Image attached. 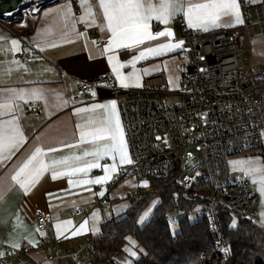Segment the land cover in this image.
<instances>
[{"label": "crops", "instance_id": "1", "mask_svg": "<svg viewBox=\"0 0 264 264\" xmlns=\"http://www.w3.org/2000/svg\"><path fill=\"white\" fill-rule=\"evenodd\" d=\"M263 1L252 0L254 6L249 10L248 16L249 20L256 19L254 26L258 28V31L253 36L251 35L250 41L246 40L248 46L246 49L251 50V58L255 56L260 61L258 62L261 63L260 66L264 64V33L258 24L255 5ZM188 2L199 3L202 0H188ZM91 3L98 5V0H91ZM69 4L74 14L73 18L77 21L75 31L65 29L62 21V9ZM39 7L37 5L32 8L40 10ZM32 11L34 10L32 9ZM239 11L241 13L240 7ZM34 12H36L35 17L29 18L27 22L14 23L13 30L0 22V94L10 89L39 88L46 90L47 99V103L43 99L19 101V108L12 114L17 118L25 141L18 146L10 158H7L6 152V158L0 162V252L4 253L7 249H17L26 245H36L41 240L43 235L37 230L36 220V214L40 210L48 212L51 216L49 227L53 230L56 249L60 250L63 255L67 252L80 251V256H77L73 261L63 257L59 261L51 262L47 260L45 251L38 250L24 256L21 262L23 264H90L86 262L89 251H83L82 248L90 243L92 237L100 234L103 221L123 213L128 208L130 204L128 197L138 187L137 180L130 178L110 190L106 188V184L113 181L115 173L125 169L129 163L119 164V157L117 156L118 170L112 174L110 180L103 184L77 185L73 183L70 186L69 180L75 182L81 178L80 174L71 177L63 175L53 179L52 173L49 171L45 172L37 183L25 193L11 177L37 146H43L45 149L57 148L56 152L48 153L49 158L55 159L66 155H82L85 150H89L92 147L90 144L78 143L80 126L85 123L86 119L91 120L95 125L109 118L115 122L118 118L130 158L120 113L119 95L113 89L105 86L92 87L94 101L89 103L75 102L73 99L79 94V82H91L105 73L112 72L119 87L142 90L148 87V81L152 77L162 74L167 89L158 88L159 93L163 99H177L176 90L182 63L181 47L163 51L155 56L148 55L146 58L136 61L134 65L131 61L134 56L139 55L148 47L173 43V37L180 38L182 35L179 21L184 18L187 22V18L183 13H178L166 24L152 19L149 22L150 32L155 34L150 24L157 21L163 26L162 31L171 30L174 35L172 37L160 36L145 40L139 45L105 51L106 46L102 48L95 46L96 36H101L109 41L111 39V33L104 26L106 22L103 20L102 10L98 6L95 7V24H85L78 21L82 14L79 0L76 2L57 0V2L42 8L40 11ZM241 17L243 23H235L233 16H222L217 22V26L209 27L207 31L227 29L232 33L244 36L246 31L242 13ZM66 31H69V34L62 36V33ZM244 38L247 39L246 36ZM12 40L19 42L16 48L13 47ZM45 41L54 46L45 45ZM38 44L43 47V50L37 46ZM22 47L31 54L30 60L23 64L14 58L15 53ZM109 57L113 58L111 62ZM117 63L123 65L120 68L122 75L128 76L135 73L138 80L133 78L128 82L127 87H122L113 71V65ZM57 95L66 103L58 107L54 106L57 103ZM111 101H115V114L110 111ZM29 102L36 103L38 107L36 114L28 111L27 104ZM94 104L108 105L109 107L108 109H91ZM78 109H89V111L78 112ZM10 118L11 116H0V120L4 121ZM65 144L73 145V147H64ZM250 150L247 152H253ZM241 153L230 157L231 172L235 171L239 175L236 179L248 178L251 180V187L259 196L256 205L259 223L264 226V217L261 216V213H264V195L261 194L257 183H254L242 170L234 166L235 162L247 160L264 163V157L261 152L259 157L236 158ZM112 163L110 158L101 161L102 165ZM102 175H104L102 168H94L89 171L88 178L95 179ZM127 183L131 186V191H125L122 188ZM101 192L103 195H100ZM106 195H108L111 204L109 209L99 205V200ZM75 210H84L87 212V216H75ZM57 224L62 227L60 233L57 232ZM81 225H84L83 229H81ZM128 241H131L130 244L134 245V251L137 252L136 256H132L133 263V259L138 256L140 248L132 237H128L125 246L131 247ZM13 243L18 244L19 247L13 248L11 246Z\"/></svg>", "mask_w": 264, "mask_h": 264}, {"label": "built area", "instance_id": "2", "mask_svg": "<svg viewBox=\"0 0 264 264\" xmlns=\"http://www.w3.org/2000/svg\"><path fill=\"white\" fill-rule=\"evenodd\" d=\"M76 2V0H73ZM244 17L247 39L227 29L204 31L179 21L181 37L172 42L184 41L181 46L182 63L176 96L179 101L165 103L158 88L167 89L164 76L155 75L142 90L121 88L112 72L91 82H79L75 102H92V87L105 86L119 95V107L130 152L131 163L115 173L108 190L127 179L134 178L138 187L132 195H140L144 181L167 172H175L178 193L192 204V209H180L167 218L172 226L182 219H206L214 239L217 253L230 257L231 248L225 243L222 230L224 211L233 220L259 221L256 205L258 194L248 178L232 176L229 159L232 155L252 148H260L264 157V88L253 83L264 81L261 66L251 68V50L245 42L251 40L249 10L252 0H237ZM258 24L264 33V1L255 5ZM153 32L163 26L153 21ZM109 40L96 36L95 46L109 45ZM247 54V61L245 60ZM23 64L31 54L23 47L14 55ZM27 109L38 112L35 102ZM159 138V139H158ZM105 163H107L105 161ZM105 209L111 207L108 195L99 200ZM75 216H87L84 210H75ZM37 230L42 233L36 245L7 249L0 256V264H23L24 256L34 251H45L47 260L56 262L67 257L73 261L80 251L62 254L54 245L51 216L48 212L36 214ZM90 243L82 250L89 251ZM227 249V252L224 250Z\"/></svg>", "mask_w": 264, "mask_h": 264}, {"label": "snow or ice", "instance_id": "3", "mask_svg": "<svg viewBox=\"0 0 264 264\" xmlns=\"http://www.w3.org/2000/svg\"><path fill=\"white\" fill-rule=\"evenodd\" d=\"M82 14L78 18L79 22L85 24L96 22L95 7L98 6L102 10L103 20L106 22L105 27L111 33L109 45L105 51H111L113 48L130 47L132 45L142 44L145 40H151L160 36L172 37L174 34L171 30L157 32L153 34L149 31V22L156 19L161 23H167L173 16L178 13H183L187 18L189 27L202 28L207 31L209 27L217 26V22L222 16L230 15L235 18V23H243L239 5L237 0H202L199 3H191L188 0H98V5H93L91 0H79ZM39 11V9H33ZM62 21L65 29L75 31L74 14L71 5H67L62 9ZM10 14V13H9ZM47 15V13H46ZM69 31L62 33V36L68 35ZM51 34V33H47ZM14 48L18 46V41H11ZM45 45H50L48 41ZM184 44V41L178 43L161 44L158 47H148L141 51L139 55L134 56L132 64L136 61L146 58L148 55H159L163 51H169L179 48ZM38 47H43L38 44ZM109 57V61H112ZM122 64H114L113 71L116 73L117 79L122 87H127L128 82L133 78L138 80L135 73L128 76L122 75L120 68ZM46 90L33 89H10L0 94V116H11L10 119L0 120V162L6 158H10L18 146L25 141L23 132L21 131L17 118L12 115L19 108V101H29L35 99H43L47 103ZM66 103L59 95H57L56 107ZM110 111L115 114V101L110 102ZM108 105L94 104L91 109L104 108L108 109ZM78 112H86L89 109H78ZM159 139V138H158ZM78 143H88L92 147L85 150L82 155H66L59 159L49 158L48 153L56 152L57 148H47L37 146L30 156L18 167L14 175L11 177L25 193L32 188L39 178L45 173L51 171L53 179L59 176H73L80 174L81 178L75 182L69 180V185L73 183L77 185L88 184H103L112 178V174L117 169L116 159L119 157V164L131 163L126 144L124 141L123 130L120 126L119 119L115 122L111 118L101 121L93 125L91 120L85 121L80 126V135ZM64 147H73V145L65 144ZM90 157V159H87ZM105 158H110L112 164H101ZM235 167L242 170L245 175L252 179L254 183L259 185L261 194L264 195V163L256 160L238 161L234 164ZM102 168L104 175L97 176L95 179H89L88 173L91 169ZM147 186V181L143 182ZM103 195V192L100 193ZM150 211V210H149ZM146 211L140 217L141 221L149 215ZM264 217V213H261ZM84 225H81L83 229ZM57 232L62 231L60 224L56 225ZM131 242V241H130ZM13 248L19 247L13 243ZM131 256H136L137 252L126 248ZM227 252V249L224 250ZM4 253L0 252V256Z\"/></svg>", "mask_w": 264, "mask_h": 264}, {"label": "trees", "instance_id": "4", "mask_svg": "<svg viewBox=\"0 0 264 264\" xmlns=\"http://www.w3.org/2000/svg\"><path fill=\"white\" fill-rule=\"evenodd\" d=\"M0 22L13 30L14 20L0 16ZM261 67L264 69V64ZM252 86L263 88L264 81ZM178 190L175 172L151 178L150 190L129 196L130 204L123 213L101 223L100 234L90 239L86 262L121 264L117 255L128 237H132L140 248L132 264H264V226L258 221H235L224 211L222 230L225 243L232 251L230 257L216 252L206 219L192 221L186 217L173 232L167 220L169 215L180 209L188 212L192 209V204H188ZM153 199L157 200L155 209L150 219L142 224V210Z\"/></svg>", "mask_w": 264, "mask_h": 264}, {"label": "rangeland", "instance_id": "5", "mask_svg": "<svg viewBox=\"0 0 264 264\" xmlns=\"http://www.w3.org/2000/svg\"><path fill=\"white\" fill-rule=\"evenodd\" d=\"M32 9H35V8H32V7L30 9L22 8V9L18 10V14L15 15L11 20H14V23H17V24H22L24 22H27L29 18H34L35 17V13L36 12L32 11ZM255 23H256V19L252 18L250 20L251 26L249 28V33L252 36L258 31V28L254 26ZM244 36H246V38H247V34L245 32H244ZM247 47L248 46H247V41H246L244 50H246ZM244 57H245L246 62H248L246 54H245ZM258 62H260V61L255 56H252V58H251V68L260 66L261 63H258ZM164 101H165V103H171L172 101H179V99L177 98V99L171 100L170 98H165ZM250 151H253V152H247V151L243 152L241 154H238V156H236V158H240V159H247L248 158V159H250L249 157H259L260 156L259 155L261 153L260 148H255V149H252ZM229 162H230V159H229ZM232 176L235 177V178L239 177V175L235 171H233ZM122 188H124L125 191H131V189H132L131 186L129 185V183L123 185ZM145 189L150 190V185L147 184ZM156 204H157V200L153 199L142 210V213H141L140 217L143 216L146 211L150 210L149 211V215L147 217H145L143 221H141V219H140V222L142 224H144L145 222H147L150 219V217H151V215H152V213H153V211L155 209ZM172 230H173V232H176L177 231V227L176 226H172ZM128 243H129V245H131V247H129V246H125V247L134 251L135 250L134 245L130 244L129 241H128ZM125 247L117 255L118 261L121 264H132V256L130 255L129 251H125V249H126Z\"/></svg>", "mask_w": 264, "mask_h": 264}, {"label": "bare ground", "instance_id": "6", "mask_svg": "<svg viewBox=\"0 0 264 264\" xmlns=\"http://www.w3.org/2000/svg\"><path fill=\"white\" fill-rule=\"evenodd\" d=\"M45 1L47 0H3L0 6L3 14L9 17L22 8L30 9L37 5L42 7Z\"/></svg>", "mask_w": 264, "mask_h": 264}, {"label": "water", "instance_id": "7", "mask_svg": "<svg viewBox=\"0 0 264 264\" xmlns=\"http://www.w3.org/2000/svg\"><path fill=\"white\" fill-rule=\"evenodd\" d=\"M2 1L3 0H0V4L2 3ZM54 2H57V0H47V1H45V3L42 5V7L40 8V10L42 9V8H45V7H47L48 5H50V4H53ZM39 10V11H40ZM18 14V11L16 12V13H14V14H12V16H7V15H5V14H3V12L1 11V6H0V16L1 17H4L6 20H11L15 15H17Z\"/></svg>", "mask_w": 264, "mask_h": 264}]
</instances>
